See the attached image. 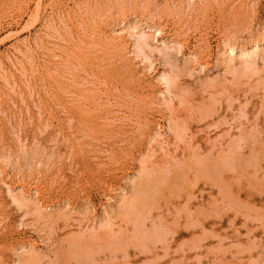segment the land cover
Returning a JSON list of instances; mask_svg holds the SVG:
<instances>
[{
  "label": "rangeland",
  "instance_id": "obj_1",
  "mask_svg": "<svg viewBox=\"0 0 264 264\" xmlns=\"http://www.w3.org/2000/svg\"><path fill=\"white\" fill-rule=\"evenodd\" d=\"M0 264H264V0H0Z\"/></svg>",
  "mask_w": 264,
  "mask_h": 264
},
{
  "label": "bare ground",
  "instance_id": "obj_2",
  "mask_svg": "<svg viewBox=\"0 0 264 264\" xmlns=\"http://www.w3.org/2000/svg\"><path fill=\"white\" fill-rule=\"evenodd\" d=\"M146 42V41H145ZM140 46V43H139ZM142 46V45H141ZM228 46V45H227ZM230 46V45H229ZM234 49L233 47H230V50L228 51L229 54L233 53ZM243 53V52H242ZM248 52L246 51L244 54H247ZM250 54V53H249ZM165 80V79H164Z\"/></svg>",
  "mask_w": 264,
  "mask_h": 264
}]
</instances>
